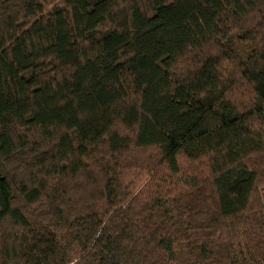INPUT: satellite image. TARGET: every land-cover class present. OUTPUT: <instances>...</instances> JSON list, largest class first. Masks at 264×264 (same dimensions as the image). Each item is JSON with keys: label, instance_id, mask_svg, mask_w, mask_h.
Returning <instances> with one entry per match:
<instances>
[{"label": "trees", "instance_id": "trees-1", "mask_svg": "<svg viewBox=\"0 0 264 264\" xmlns=\"http://www.w3.org/2000/svg\"><path fill=\"white\" fill-rule=\"evenodd\" d=\"M263 189L264 0H0V264H264Z\"/></svg>", "mask_w": 264, "mask_h": 264}, {"label": "rangeland", "instance_id": "rangeland-1", "mask_svg": "<svg viewBox=\"0 0 264 264\" xmlns=\"http://www.w3.org/2000/svg\"><path fill=\"white\" fill-rule=\"evenodd\" d=\"M188 163H185V166L187 165ZM199 165H189V167L192 169V170H194L195 171V169H196V167H198ZM199 173V172H198ZM200 174V173H199ZM191 175H193V173L191 174ZM263 195H264V189H263Z\"/></svg>", "mask_w": 264, "mask_h": 264}]
</instances>
